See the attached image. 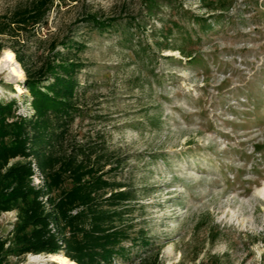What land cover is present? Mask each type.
<instances>
[{
    "label": "rangeland",
    "instance_id": "rangeland-1",
    "mask_svg": "<svg viewBox=\"0 0 264 264\" xmlns=\"http://www.w3.org/2000/svg\"><path fill=\"white\" fill-rule=\"evenodd\" d=\"M21 1L0 0V13ZM204 4L65 0L39 30L43 41L29 43L35 60L51 38L85 44L78 55L85 63L77 76L81 115L63 147L81 146L110 162L114 178L135 191L130 231L147 241L113 264H264V0H231L226 10ZM218 13L221 23L199 41L193 34L189 57L170 48L178 38L161 36L160 19L184 25L183 14ZM88 16L112 24L86 26ZM15 61H0V97L15 99L16 112L30 117ZM40 180L35 171L32 183ZM15 218V211L0 214V236Z\"/></svg>",
    "mask_w": 264,
    "mask_h": 264
},
{
    "label": "trees",
    "instance_id": "trees-1",
    "mask_svg": "<svg viewBox=\"0 0 264 264\" xmlns=\"http://www.w3.org/2000/svg\"><path fill=\"white\" fill-rule=\"evenodd\" d=\"M202 1L211 10H226L231 0ZM62 2L24 0L0 13V51L10 49L21 65L33 109L30 117L21 116L15 99L0 97V214L16 216L10 232L0 236V264H11L10 257L58 253L76 264H113L128 256L130 246L147 243L130 231L134 189L114 178L102 156L92 158L81 146L63 147L81 115L77 76L85 63L78 55L85 44L51 38L36 60L29 46L32 37L43 41L39 30ZM223 17L183 14L184 25L160 19L166 28L161 36L178 38L170 48L189 57L193 34L199 41ZM84 20L86 26L112 24L92 16ZM35 171L39 185L32 183Z\"/></svg>",
    "mask_w": 264,
    "mask_h": 264
},
{
    "label": "bare ground",
    "instance_id": "bare-ground-1",
    "mask_svg": "<svg viewBox=\"0 0 264 264\" xmlns=\"http://www.w3.org/2000/svg\"><path fill=\"white\" fill-rule=\"evenodd\" d=\"M9 54L11 55V59H9ZM0 61L7 65L8 63H14L15 61V56H14V53L10 50V49H4L3 52H2V55L0 57ZM16 62V61H15ZM12 72L15 76H17L18 78H21L22 75H23V72L22 70H17L15 68H12ZM40 255L42 254H39V255H30L33 259H39L40 258ZM59 264H76L75 262L69 260V259H66V258H61L59 260Z\"/></svg>",
    "mask_w": 264,
    "mask_h": 264
},
{
    "label": "snow or ice",
    "instance_id": "snow-or-ice-1",
    "mask_svg": "<svg viewBox=\"0 0 264 264\" xmlns=\"http://www.w3.org/2000/svg\"><path fill=\"white\" fill-rule=\"evenodd\" d=\"M9 59H11V55L9 54V57H8Z\"/></svg>",
    "mask_w": 264,
    "mask_h": 264
}]
</instances>
